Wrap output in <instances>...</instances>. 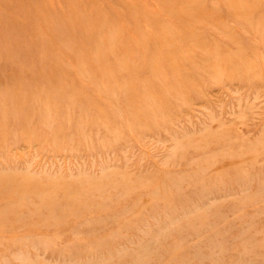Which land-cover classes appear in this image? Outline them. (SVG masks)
<instances>
[{
	"label": "rangeland",
	"instance_id": "rangeland-1",
	"mask_svg": "<svg viewBox=\"0 0 264 264\" xmlns=\"http://www.w3.org/2000/svg\"><path fill=\"white\" fill-rule=\"evenodd\" d=\"M0 264H264V0H0Z\"/></svg>",
	"mask_w": 264,
	"mask_h": 264
}]
</instances>
